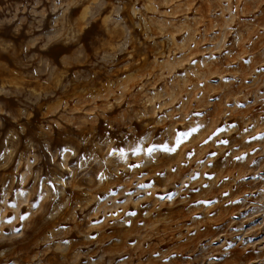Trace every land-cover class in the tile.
<instances>
[{"label": "rangeland", "instance_id": "obj_1", "mask_svg": "<svg viewBox=\"0 0 264 264\" xmlns=\"http://www.w3.org/2000/svg\"><path fill=\"white\" fill-rule=\"evenodd\" d=\"M0 264H264V0H0Z\"/></svg>", "mask_w": 264, "mask_h": 264}, {"label": "snow or ice", "instance_id": "obj_2", "mask_svg": "<svg viewBox=\"0 0 264 264\" xmlns=\"http://www.w3.org/2000/svg\"><path fill=\"white\" fill-rule=\"evenodd\" d=\"M239 159V158H238Z\"/></svg>", "mask_w": 264, "mask_h": 264}]
</instances>
